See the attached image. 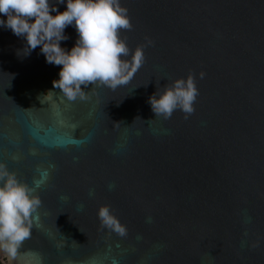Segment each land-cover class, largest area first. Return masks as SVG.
<instances>
[{
	"label": "water",
	"instance_id": "1",
	"mask_svg": "<svg viewBox=\"0 0 264 264\" xmlns=\"http://www.w3.org/2000/svg\"><path fill=\"white\" fill-rule=\"evenodd\" d=\"M119 3L128 48L152 43L129 83L89 85L85 100L60 95V67L0 28V163L41 201L0 262L264 264V0ZM190 75L195 111L155 117L148 98ZM105 205L125 235L101 228Z\"/></svg>",
	"mask_w": 264,
	"mask_h": 264
},
{
	"label": "clouds",
	"instance_id": "2",
	"mask_svg": "<svg viewBox=\"0 0 264 264\" xmlns=\"http://www.w3.org/2000/svg\"><path fill=\"white\" fill-rule=\"evenodd\" d=\"M59 5L65 6L63 12ZM69 26L78 36L70 50L61 46L69 39L65 34ZM131 27L127 9L119 0H0V28L23 40L20 50L27 49L24 57L39 48L46 63L60 67L52 87L68 101L87 99L85 89L97 82L111 89L129 83L145 61V48L152 43L132 52L119 36L120 30ZM129 56L130 60L124 59ZM163 89L159 95L156 90L147 101L155 117L169 119L177 110L188 115L195 111L199 93L191 75ZM49 93L53 91H46L42 98ZM40 205L36 188L22 183L0 163V252L15 256L31 235L32 218ZM97 216L101 228L125 235L126 228L109 206H102Z\"/></svg>",
	"mask_w": 264,
	"mask_h": 264
},
{
	"label": "trees",
	"instance_id": "3",
	"mask_svg": "<svg viewBox=\"0 0 264 264\" xmlns=\"http://www.w3.org/2000/svg\"><path fill=\"white\" fill-rule=\"evenodd\" d=\"M0 264H2V263L0 262Z\"/></svg>",
	"mask_w": 264,
	"mask_h": 264
}]
</instances>
